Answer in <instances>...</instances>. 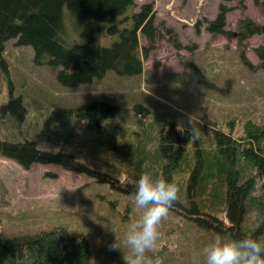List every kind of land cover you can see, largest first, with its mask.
Here are the masks:
<instances>
[{
  "label": "rangeland",
  "instance_id": "374dc122",
  "mask_svg": "<svg viewBox=\"0 0 264 264\" xmlns=\"http://www.w3.org/2000/svg\"><path fill=\"white\" fill-rule=\"evenodd\" d=\"M133 1L134 11L142 4H152L154 24L161 33L137 75L120 76L108 71L90 83L61 86L56 79L60 67L37 65L30 46H17L14 39L6 42L5 67L0 66V104L9 96H21L25 116L17 122L5 117L0 123V138L12 142L22 137L37 140L40 148L73 154L75 160L108 180L103 182L53 164L36 163L24 168L0 156V237L65 228L81 233L88 241V264H126L128 249L122 243L123 233L127 223L142 212L131 191L135 179L130 164L135 159L129 160L128 156L134 151L126 152V147L131 143L139 147L140 127L146 135L151 129L167 128L171 123L178 129L190 128L188 131L201 140L200 148L206 149L214 132L229 134L241 143L246 130L254 128L252 125L264 126V67L249 69L240 58L242 55L250 65H259L263 59L255 50L264 47V36L251 35L240 52L235 38L212 34L206 28L220 5L228 7L226 31L234 30L236 22L244 18L262 24L264 12L260 5L253 0ZM65 23L66 38L80 41V31L72 30L67 16ZM174 36L180 48L174 47ZM94 37L102 47L110 46L113 40L103 29ZM138 40L141 46L148 44L141 34ZM94 100L114 103L116 117L93 127L75 116L64 118L51 113L56 108L77 107ZM135 106L146 108L148 114L142 116L143 109L136 112ZM127 112L130 115L125 119ZM261 131L258 139L264 147V128ZM145 147L155 149L152 144ZM188 148L190 154L196 151L192 146ZM252 176L255 184L250 193L256 201H263L264 191L255 172L248 170L243 178ZM180 181L184 195L196 183L190 180L188 171ZM184 195L162 219L161 235L150 253L162 264H204L203 247L220 233L199 222H204L205 208ZM211 200L209 197V206ZM261 208L247 213L243 230L253 231L260 226L264 220ZM215 210L209 208L208 213L218 216L224 228L230 225L225 214ZM220 234L224 239L232 238L230 233ZM262 239L264 233L259 237Z\"/></svg>",
  "mask_w": 264,
  "mask_h": 264
},
{
  "label": "trees",
  "instance_id": "16d2710c",
  "mask_svg": "<svg viewBox=\"0 0 264 264\" xmlns=\"http://www.w3.org/2000/svg\"><path fill=\"white\" fill-rule=\"evenodd\" d=\"M253 2L260 5L264 12V0ZM64 6L66 13L63 12ZM134 8L133 0H0V66L5 67L3 54L6 42L14 39L15 45L32 48L35 64L60 67L56 79L61 86L90 83L108 71L120 76L140 74L142 60L155 49L161 33L154 24L152 4H142L136 11ZM227 10L228 7L219 6L215 18L208 21L207 31L227 39L235 38L240 52L244 50L243 42L251 35L264 36V22L258 24L247 18L238 20L234 30L226 31ZM64 14L73 24L72 30L80 31V41L69 36L66 38L68 28ZM102 29L107 37L113 39L108 47L100 46L95 40L94 33ZM166 31L172 34L170 29ZM138 34L145 38L146 46L139 44ZM173 42L175 48L181 47L176 38ZM255 51L263 59L259 65L252 66L240 56L243 64L252 70L264 67V47ZM133 109L139 111L143 108L135 106ZM117 112L114 103L94 100L77 107L56 108L51 113L64 118L75 116L89 126L99 127L102 122L112 121ZM141 113L145 117L148 111L145 108ZM24 116L25 106L21 96H9L7 102L0 104V123L5 117L17 122L22 121ZM252 126L254 128L246 130L241 143L229 134L214 132V139L209 141L211 145L206 149L200 148L202 142L188 131L190 128L178 129L171 123L167 128L151 129L146 135L140 127L139 147L135 148L134 143L126 147V152L134 151L128 156L129 160L135 159V163L130 164L131 177L136 180L142 171L149 170L157 176L162 172L168 179L176 173L174 180L181 182L183 174L188 171L190 180L196 182L186 193L190 196L188 199L197 200V204L207 212L204 222L199 221L202 225L220 233H230L232 238L252 235L259 239L264 233V220L253 231L242 229L247 213L264 207V200L256 201L250 193L255 178H243L248 170H253L264 191V147L258 139L264 126ZM148 144L155 145V149H146ZM190 146L196 148L192 154L186 152ZM0 156L12 159L24 168L36 163L53 164L103 182L108 180L104 174L75 160L73 154L40 148L37 140L22 137L12 142L0 138ZM133 185L131 191L135 190ZM181 187L187 189L182 184ZM183 195L181 191L178 199ZM209 197L212 199L211 206L208 204ZM214 207L218 214H225L230 224L226 228L218 216L208 213V209ZM90 255L91 248L86 238L65 228L0 237V264H88Z\"/></svg>",
  "mask_w": 264,
  "mask_h": 264
},
{
  "label": "clouds",
  "instance_id": "9594fccd",
  "mask_svg": "<svg viewBox=\"0 0 264 264\" xmlns=\"http://www.w3.org/2000/svg\"><path fill=\"white\" fill-rule=\"evenodd\" d=\"M130 114H125V119ZM180 184L163 174L142 171L135 180L134 203L141 214L127 223L122 243L128 249L126 264H162L150 253L161 235L159 226L179 198ZM113 247H116L114 244ZM204 264H264V241L252 235L224 239L217 233L204 247Z\"/></svg>",
  "mask_w": 264,
  "mask_h": 264
}]
</instances>
